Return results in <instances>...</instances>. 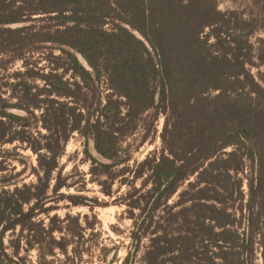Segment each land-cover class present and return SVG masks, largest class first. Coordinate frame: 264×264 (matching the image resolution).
Returning <instances> with one entry per match:
<instances>
[{"label": "trees", "instance_id": "trees-1", "mask_svg": "<svg viewBox=\"0 0 264 264\" xmlns=\"http://www.w3.org/2000/svg\"><path fill=\"white\" fill-rule=\"evenodd\" d=\"M241 1L245 9L223 11L218 0H0L1 62L22 64L0 79V264H254L264 38L256 48L251 38L264 31V0ZM39 50L46 66L33 61ZM150 112L147 131L168 115L175 139L131 169L127 141ZM74 133L93 175L113 182L122 166L121 184L133 189L122 260L123 246L103 241L95 205L62 192L75 185L60 165ZM75 207L91 214L71 215Z\"/></svg>", "mask_w": 264, "mask_h": 264}, {"label": "rangeland", "instance_id": "rangeland-1", "mask_svg": "<svg viewBox=\"0 0 264 264\" xmlns=\"http://www.w3.org/2000/svg\"><path fill=\"white\" fill-rule=\"evenodd\" d=\"M218 1L220 2V9L223 11L233 8H241V6V9H245L246 6V3H243L241 0H233V2L231 0ZM40 24H43L46 27L53 26V23L51 21H47L45 23L42 22ZM256 38L263 39L264 31L257 32L256 35L251 38L252 42L255 45L254 48L257 47L255 44ZM37 52L38 53H34L33 61L37 62L38 67L46 66L47 63L45 61V56L47 51L39 50ZM2 60L4 59H0V79H2L3 84L13 72L22 68V64L20 61H17L15 64H10L6 69H4V62H1ZM252 72L254 73V75H256L257 70L253 69ZM99 94L101 97L107 94L104 81H101L99 85ZM151 113L152 112L147 115V119L145 120V122L140 123L134 134L128 138L127 143L131 145V160L129 163L131 169H134L136 164L142 162L146 157L154 153L159 154L164 146L168 145V143L172 141V139H175L173 120L168 117V115L159 114L157 120L155 121L154 132L147 131V124H149V116L151 115ZM165 126V130L167 133L164 132ZM144 138L145 141L141 143ZM83 145L84 143L81 137H79L78 134L74 133L65 146L64 155L60 159V165L63 167L62 176H68V178H70L69 180L72 183L74 182L75 185L72 189H70V191L63 190L62 192L64 194H71L86 198L90 202L88 204L95 205L93 214H96L98 220L101 222V227H99V230L102 232L103 241L105 240V242L111 246L112 244L123 246V248L120 249L118 253L119 260H122L126 255L125 248L130 244L129 234L132 228L131 220L127 218V207L123 203L126 200V195L128 193H133V189L121 184L123 180L121 177L122 166L111 169V175L117 176L115 177V180L113 182L111 179H109L110 177L108 176L93 175L91 171V162L88 160L84 153L85 149ZM21 153H23V155L25 156L30 157V159L34 161L35 158L29 151H22ZM16 166L18 169L21 168L17 164ZM249 175V169H247L246 173L239 175V177L243 179L244 183L242 187L244 194L242 204H245L249 197V190L246 185L247 181L245 180L249 177ZM31 180L32 178L28 179L27 182ZM194 181L195 176L186 181L183 184V188H185L190 182L194 183ZM97 182H100L102 185L98 184ZM135 186L138 188L139 182H137ZM107 188H110L111 194L109 196L104 193L108 190ZM182 189H180V191ZM175 200L176 197L172 199V201ZM67 205L68 204L65 202L59 204L61 210L58 211L57 214L61 218L68 211L67 209H65V206ZM70 210L71 215H75L77 213L81 215L91 214L87 207H75L71 208ZM110 226H113L114 229H110ZM144 244H147V241H144ZM254 248V264H264V256L262 253V251L264 250V227L260 230L259 235L256 237ZM32 260L34 261V254H32ZM59 260L63 262L65 261L61 256H59ZM84 264L104 263H101L97 257H94L91 262H87ZM114 264H120V261H117Z\"/></svg>", "mask_w": 264, "mask_h": 264}]
</instances>
